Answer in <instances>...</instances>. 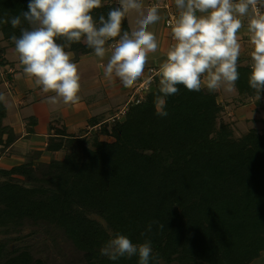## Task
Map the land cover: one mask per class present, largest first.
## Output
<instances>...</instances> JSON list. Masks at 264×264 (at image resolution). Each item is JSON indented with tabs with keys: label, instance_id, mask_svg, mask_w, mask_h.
Segmentation results:
<instances>
[{
	"label": "trees",
	"instance_id": "16d2710c",
	"mask_svg": "<svg viewBox=\"0 0 264 264\" xmlns=\"http://www.w3.org/2000/svg\"><path fill=\"white\" fill-rule=\"evenodd\" d=\"M28 3L0 0V18L28 11ZM102 3L92 10L94 19L117 6ZM0 33L14 45L10 37H19L20 29L5 23ZM65 50L75 58L93 51L83 41ZM238 72L237 93L256 97L250 67L238 65ZM158 80L127 107L123 120L113 122V141L70 137L60 160L0 168V234L18 233L25 222L52 225L81 252L77 264H139L137 256L112 261L99 254L115 231L133 243L150 239L149 264H249L264 252V134L251 128L232 136L230 125L217 122L222 109L216 92L206 88L178 85V94L166 97L168 115H156ZM4 115L0 102V153L15 138L2 124ZM153 220L164 227L153 224L142 236ZM7 240L0 239V264H43Z\"/></svg>",
	"mask_w": 264,
	"mask_h": 264
},
{
	"label": "clouds",
	"instance_id": "9594fccd",
	"mask_svg": "<svg viewBox=\"0 0 264 264\" xmlns=\"http://www.w3.org/2000/svg\"><path fill=\"white\" fill-rule=\"evenodd\" d=\"M174 5L176 14L168 24L173 43L157 65L155 114L168 115L166 97L178 94V85L197 92L206 88L209 94L222 87L234 92L240 76V36L245 31L251 45L248 84L258 100L264 91V0H174ZM103 6L102 0H29L28 11L0 18V24L20 29L19 37L10 38L23 73L44 93L55 94L48 97L50 104L81 102L78 66L65 50L73 43L83 41L100 60L107 56L104 76L109 83L118 79L126 88L143 76L150 54L158 51L157 37L149 26L162 19L159 4L146 7L144 0H118L106 17L101 14L94 19L92 10ZM131 12L138 16L137 27L122 31V22ZM108 41H114L111 48L106 47ZM4 101L0 94V102ZM153 224L158 222H149L141 235L150 233ZM99 254L112 261L137 256L139 264L154 259L150 239L133 243L119 231L109 233Z\"/></svg>",
	"mask_w": 264,
	"mask_h": 264
},
{
	"label": "crops",
	"instance_id": "0c3cea01",
	"mask_svg": "<svg viewBox=\"0 0 264 264\" xmlns=\"http://www.w3.org/2000/svg\"><path fill=\"white\" fill-rule=\"evenodd\" d=\"M110 1L116 5L118 3V0ZM144 3L146 7L153 3L159 4L162 19L149 26V30L157 37L159 47L156 53L150 54L143 76L130 88L124 87L118 79L109 83L104 76L107 56L100 60L93 50L75 58L72 51L66 50L71 54L72 61L77 64L81 77V102L75 106L65 105L62 101L55 105L50 104L48 97L55 94L44 93L32 79L25 76L15 45L8 42L7 46L2 48L0 94L5 97L2 102L5 107L2 124L10 128L15 138L0 153V168L9 169L25 161L37 164L47 163L52 159L60 160L68 151L65 143L70 137L89 141H113L109 134L111 125L114 121L123 120L127 107L136 99L141 100L144 94L151 90L153 80L157 76L158 62L164 59L172 38L166 20H172L176 14L174 0H144ZM137 19L138 16L134 12L127 15L129 32L137 27ZM240 42L242 51L238 65L250 67L251 45L246 31L241 34ZM113 43L114 41H110L106 47L111 48ZM150 68L154 69L153 73L149 71ZM146 80H151V85H147ZM216 101L222 109L221 114L230 116L229 120L237 119L264 125L261 107L264 106V99L245 98L236 90L229 93L222 87L216 92ZM257 131L263 133L261 130ZM59 142L61 148H47L48 143L56 145ZM249 264H264V252Z\"/></svg>",
	"mask_w": 264,
	"mask_h": 264
},
{
	"label": "rangeland",
	"instance_id": "374dc122",
	"mask_svg": "<svg viewBox=\"0 0 264 264\" xmlns=\"http://www.w3.org/2000/svg\"><path fill=\"white\" fill-rule=\"evenodd\" d=\"M7 44L8 42L0 37V56L2 48L6 47ZM229 117L224 116V113H220L217 122L218 124L222 122L230 125L232 136L235 138L248 131L251 127L261 130L264 134V125L260 126L259 123H253L251 121L229 120ZM91 216L104 225V222L100 218L94 215ZM8 236L0 234V239L7 238V243L10 248H23L32 257L40 258L43 264H77L82 257L81 252L75 250L71 243L65 239L63 233L52 225L38 226L25 222L20 232L12 233Z\"/></svg>",
	"mask_w": 264,
	"mask_h": 264
},
{
	"label": "built area",
	"instance_id": "2783aa9c",
	"mask_svg": "<svg viewBox=\"0 0 264 264\" xmlns=\"http://www.w3.org/2000/svg\"><path fill=\"white\" fill-rule=\"evenodd\" d=\"M170 21H171V20H166V25H168V24L170 23ZM171 43H173L172 38H171L170 45H171ZM149 71H150L151 73H153V72H154V69H153V68H150ZM138 101H139V99H136V100H135V103H137Z\"/></svg>",
	"mask_w": 264,
	"mask_h": 264
}]
</instances>
